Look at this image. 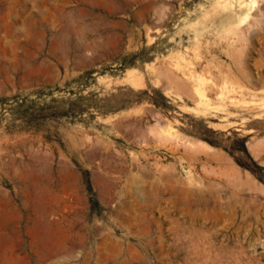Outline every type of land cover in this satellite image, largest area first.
I'll list each match as a JSON object with an SVG mask.
<instances>
[{
  "label": "rangeland",
  "instance_id": "374dc122",
  "mask_svg": "<svg viewBox=\"0 0 264 264\" xmlns=\"http://www.w3.org/2000/svg\"><path fill=\"white\" fill-rule=\"evenodd\" d=\"M0 264H264V0H0Z\"/></svg>",
  "mask_w": 264,
  "mask_h": 264
}]
</instances>
